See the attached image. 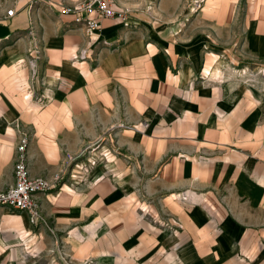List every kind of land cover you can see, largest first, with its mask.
Wrapping results in <instances>:
<instances>
[{
	"label": "crops",
	"instance_id": "obj_1",
	"mask_svg": "<svg viewBox=\"0 0 264 264\" xmlns=\"http://www.w3.org/2000/svg\"><path fill=\"white\" fill-rule=\"evenodd\" d=\"M81 1L0 0V190L15 180L16 121L31 176L96 126L126 117L147 133L113 171L99 162L77 187L38 193V226L0 206V264H264V0L196 13L190 0H115L128 25L101 18L91 47L62 11Z\"/></svg>",
	"mask_w": 264,
	"mask_h": 264
},
{
	"label": "built area",
	"instance_id": "obj_2",
	"mask_svg": "<svg viewBox=\"0 0 264 264\" xmlns=\"http://www.w3.org/2000/svg\"><path fill=\"white\" fill-rule=\"evenodd\" d=\"M204 1L193 0L190 8L191 11L195 12L199 10ZM152 5L148 4V10L151 9ZM62 11L64 13H73L74 22L79 24L84 29L85 34L89 36V47L96 43L92 37L100 27L99 20L101 18L117 19L123 25H128L126 20L128 16L127 10L117 9L115 0H82L74 7H64ZM13 12L14 8L11 7L6 11V14L12 15ZM89 53L88 48H84L77 53L76 58L86 59ZM32 75L34 83L38 76H36L35 71ZM33 83L29 87L30 91L35 87ZM30 96L31 94L29 95L27 92L26 97L29 98ZM15 127L18 132L16 158L13 164L15 180L8 188L0 190V206L25 212L30 224L38 226L42 223L43 214L36 195L55 190L59 186L58 184L62 177L57 174L51 178L30 175L27 162V147L30 139L26 130H22L17 121L15 122Z\"/></svg>",
	"mask_w": 264,
	"mask_h": 264
},
{
	"label": "rangeland",
	"instance_id": "obj_3",
	"mask_svg": "<svg viewBox=\"0 0 264 264\" xmlns=\"http://www.w3.org/2000/svg\"><path fill=\"white\" fill-rule=\"evenodd\" d=\"M190 1H191L190 2V8H191V4L193 0ZM205 1L203 2V4L205 3ZM197 11H195V13ZM39 49H40L39 46L34 45L32 46V48H30L29 53L32 54V52H35L36 54L38 53V56H40ZM33 58H37V57H33ZM31 62L32 65H35L33 59L31 60ZM244 69H245L244 71H246V68ZM31 71L32 73L35 71L36 76L39 77L38 69L36 67L32 68ZM259 73H260L259 74L260 78L264 80V72L259 71ZM39 79L41 80V78ZM41 84L43 83L41 82ZM34 88L32 89V91L34 90ZM43 95L44 94L41 91L40 97L45 99L46 94L45 96ZM147 128H148V123L146 121L140 120L138 122H132V120H129L126 117H124L122 121L118 124L113 123L108 127L96 126L94 127V133H95L94 137L89 138L75 152L72 153L65 152V156H64L65 158L61 160L57 169L49 175H42V176L51 178L55 174L61 175L62 179L58 184L59 186L55 190L60 189L65 183L71 188L77 187L82 181L85 180L86 174L88 173L90 168L97 165L99 162L104 163L106 167L108 166L107 167L108 169L110 168V170H112L115 167L114 166L115 161L113 159L114 155L120 154L119 153L120 148H123V150L128 153L129 150L132 149L134 145H136L133 139L135 133L137 132L139 134H146ZM124 134H126V136H123ZM82 136L86 137L87 135L83 134ZM112 171L109 172V177L111 178L116 172V171L115 172ZM137 211L140 214L143 213L145 216H148L152 220L157 219L155 215L153 216L150 214L149 207L146 203L145 204L139 203L137 205ZM168 224L169 223L164 222V225H168ZM160 225H162V223H160ZM66 264L69 263L66 262Z\"/></svg>",
	"mask_w": 264,
	"mask_h": 264
},
{
	"label": "bare ground",
	"instance_id": "obj_4",
	"mask_svg": "<svg viewBox=\"0 0 264 264\" xmlns=\"http://www.w3.org/2000/svg\"><path fill=\"white\" fill-rule=\"evenodd\" d=\"M180 198H183V199H184V197H183V196H180Z\"/></svg>",
	"mask_w": 264,
	"mask_h": 264
}]
</instances>
